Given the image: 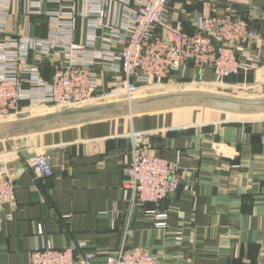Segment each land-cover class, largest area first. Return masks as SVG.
<instances>
[{"label":"crops","instance_id":"0c3cea01","mask_svg":"<svg viewBox=\"0 0 264 264\" xmlns=\"http://www.w3.org/2000/svg\"><path fill=\"white\" fill-rule=\"evenodd\" d=\"M111 1L104 22L123 16L120 0ZM27 3L13 0L8 34L47 36V16L25 15ZM213 8L249 22L257 36L248 49L259 56L258 64L220 83L211 67L199 73L191 64L184 76L175 71L141 91L197 85L242 97L264 95V0H214ZM201 9L197 0H172L167 17L193 33ZM87 22L78 17L76 42L85 41ZM52 71V64L44 65L46 78ZM116 76L102 73L99 92L109 90ZM132 130L147 132L148 152L181 163L179 189L159 203L132 207L125 201ZM263 135L264 113L180 107L1 140L0 173L12 179L16 199L2 209L0 264H30L32 250L43 242L93 252V264H107L120 248H149L160 264H264ZM41 154L51 161L50 177L39 176L30 163ZM152 210L168 212L166 226H156Z\"/></svg>","mask_w":264,"mask_h":264},{"label":"built area","instance_id":"2783aa9c","mask_svg":"<svg viewBox=\"0 0 264 264\" xmlns=\"http://www.w3.org/2000/svg\"><path fill=\"white\" fill-rule=\"evenodd\" d=\"M170 1L120 0L123 16L104 22L111 0H84L80 7L77 0H28L25 15L48 18L47 36L37 37L29 31L8 34L13 0H0V121L33 110L77 107L100 98L130 99L175 71L184 76L191 64L199 73L211 67L216 83L258 64L259 56L248 49L257 33L247 20L233 14L217 15L214 0H197L202 9L195 14V31L188 33L169 22ZM78 17L88 20L84 42L75 41ZM45 64L53 67L49 78L43 74ZM104 72L117 76L109 90L99 92ZM146 136L144 131L130 133L124 198L132 207L168 199L182 181L180 161L148 152L143 145ZM30 163L39 176L53 175L46 155H37ZM15 199L12 179L0 173V224L5 220L2 209ZM150 212L156 226H166L168 212ZM39 232L43 233L41 226ZM94 258L93 252L77 254L75 247L57 248L43 242L32 250L30 264H93ZM107 264L160 263L149 248H120L108 255Z\"/></svg>","mask_w":264,"mask_h":264},{"label":"water","instance_id":"95a60500","mask_svg":"<svg viewBox=\"0 0 264 264\" xmlns=\"http://www.w3.org/2000/svg\"><path fill=\"white\" fill-rule=\"evenodd\" d=\"M180 107L209 108L233 114L254 115L264 113V95L242 97L213 90L185 89L90 103L0 122V141L91 121Z\"/></svg>","mask_w":264,"mask_h":264},{"label":"rangeland","instance_id":"374dc122","mask_svg":"<svg viewBox=\"0 0 264 264\" xmlns=\"http://www.w3.org/2000/svg\"><path fill=\"white\" fill-rule=\"evenodd\" d=\"M164 89L165 88H163V89L162 88H155L154 90H150V91H149V89H145L143 91L138 92L136 94V97L137 96H144V95L155 94V93H162L160 91L161 90H164ZM167 89H169V90H166L165 92L172 91V90H176V89H178V87L167 88ZM185 89H205V90L208 89L209 90V88H205V87L197 86V85L182 86V90H185ZM149 92H152V93H149ZM118 99H124V97H118V98H115V97H111V98H100V99H96V100L90 101L89 103H86V104L99 103V102H105V101H113V100H118ZM53 111H57V110L56 109H40V110L28 111V112L23 113V114H19V115H16V116H12V117H10L8 119H5V120H1L0 122L8 121V120L21 119V118H26V117H31V116H35V115H39V114H45V113H49V112H53Z\"/></svg>","mask_w":264,"mask_h":264}]
</instances>
